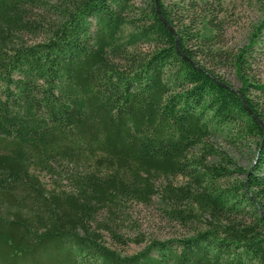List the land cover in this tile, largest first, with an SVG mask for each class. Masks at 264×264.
I'll list each match as a JSON object with an SVG mask.
<instances>
[{
    "label": "trees",
    "instance_id": "obj_1",
    "mask_svg": "<svg viewBox=\"0 0 264 264\" xmlns=\"http://www.w3.org/2000/svg\"><path fill=\"white\" fill-rule=\"evenodd\" d=\"M221 1L0 0V264H264V0L238 88L198 58ZM215 134L253 140L251 170ZM130 203L184 232L123 237Z\"/></svg>",
    "mask_w": 264,
    "mask_h": 264
},
{
    "label": "rangeland",
    "instance_id": "obj_2",
    "mask_svg": "<svg viewBox=\"0 0 264 264\" xmlns=\"http://www.w3.org/2000/svg\"><path fill=\"white\" fill-rule=\"evenodd\" d=\"M214 18L211 26L214 27V43L201 45L199 60L206 66L212 68L235 88L241 86V82L235 74L232 65L234 56L242 47L250 42L254 36L257 26L262 20V5L260 0H222L215 6ZM131 28L125 27L128 32ZM260 32V40L252 52V81L264 83V35ZM255 38V37H254ZM262 38V39H261ZM143 51L146 46H140ZM249 97L264 107V93L251 88ZM207 144L228 154L237 166L251 170L255 158V143L250 139L231 140L223 135H213L207 139ZM203 149L196 147L192 150V156H199ZM219 161L217 156H209L208 164ZM238 174L233 175L230 181L241 179ZM43 178V177H42ZM43 180H45L43 178ZM178 177L175 181H181ZM119 232L123 237H140L145 240L165 239L181 235L184 230L178 224L165 218L155 203L141 205L130 203L127 213L121 219ZM105 241L116 247L120 252L132 254L144 247L145 243L129 242L118 245L109 236H104Z\"/></svg>",
    "mask_w": 264,
    "mask_h": 264
}]
</instances>
